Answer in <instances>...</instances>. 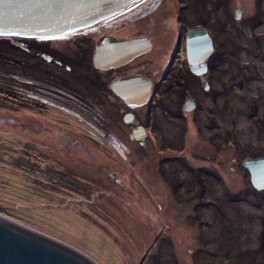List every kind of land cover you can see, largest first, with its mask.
<instances>
[{"label": "rangeland", "instance_id": "374dc122", "mask_svg": "<svg viewBox=\"0 0 264 264\" xmlns=\"http://www.w3.org/2000/svg\"><path fill=\"white\" fill-rule=\"evenodd\" d=\"M222 8L209 25L219 54L212 74L198 75L199 112L187 107L175 123L162 105L151 106L155 114L144 121L149 108L141 107L147 130L136 141L144 145H129L125 160L106 139L82 138L85 126L74 120L67 127L72 145H66L74 147L79 136L93 153L52 152L51 146L33 152L37 131L19 140L18 124L0 123V214L97 264H264V189L252 186L242 165L247 156H264V0H230ZM156 47L154 58L135 57L130 71L147 72V57L163 71L162 39ZM0 68V86H13L0 88V111L15 118L27 109L18 87L26 84L29 67ZM8 72L21 74L20 83ZM50 127L37 137L42 144L45 136L50 143L55 137L57 124ZM107 132L108 138L115 134L111 127ZM174 133L179 144L163 140Z\"/></svg>", "mask_w": 264, "mask_h": 264}, {"label": "flooded vegetation", "instance_id": "af4514ba", "mask_svg": "<svg viewBox=\"0 0 264 264\" xmlns=\"http://www.w3.org/2000/svg\"><path fill=\"white\" fill-rule=\"evenodd\" d=\"M229 1L141 0L112 18L67 35L0 38V64L4 65V70L9 65L20 71L21 68L29 67V74L23 76L27 77L26 84L18 87L26 99L27 109L23 108L21 115H15V118L12 111L2 109L0 123L18 124L19 140H26L32 131H37L31 147L33 152L41 153L51 146L52 152L57 149L72 151L73 148V151L84 154L93 153L79 142V136H73L74 147H70L73 139L69 141L67 127L74 120L85 126L82 138L106 139L110 149L125 160L132 151L129 145L140 143L136 141L137 135L141 133V129H146L139 118L141 107L149 108L144 112V121H151L155 114H152L151 106L160 108L162 105L165 108V118H170L175 123L181 120L180 114L187 107H192V114L199 112L201 102L198 99V87L201 80L200 76L191 71L188 63L186 36L191 29L204 28L214 45L215 34L211 33L209 25L214 24L215 9L219 10L222 6L227 8ZM125 32L129 34L125 35ZM108 37L127 40L141 37L149 42L148 50L144 53L147 56L155 54L157 41L162 39L160 56H163V71L152 68L153 60L149 57L145 63L147 72L130 71L131 67L128 66L139 56L126 62L116 61L111 67L96 66L94 54L97 45ZM164 39H169V43L164 44ZM172 41L174 47L171 46ZM107 52L111 54L113 51ZM104 54L102 50V55L99 56L103 57ZM214 54L213 51L206 59L207 71L202 77L212 74L211 61ZM8 74L20 83L21 74ZM210 79L207 80L209 92L214 90ZM7 87L13 86L7 83L0 86L4 91ZM0 95L2 96L1 89ZM141 100L145 101L143 106H136ZM191 113L185 115L187 119L193 120L195 116ZM208 114H211L210 111ZM210 120L214 121L212 117ZM54 124H57V128L51 143L47 136L43 144L38 141L37 137L43 136L44 132L50 130V125ZM107 127L115 131L111 138H108ZM74 133L77 134L76 131ZM146 134L148 135L147 131ZM203 135L205 138L209 137V134ZM177 136L175 133L166 135L163 140L170 139L166 143L176 145L179 144ZM129 139L131 143L127 144ZM67 140L71 145H66ZM164 143L163 148L166 149ZM206 155H200L199 158L205 160ZM190 160L193 159L188 158L187 162ZM112 174L110 177L114 180Z\"/></svg>", "mask_w": 264, "mask_h": 264}, {"label": "water", "instance_id": "95a60500", "mask_svg": "<svg viewBox=\"0 0 264 264\" xmlns=\"http://www.w3.org/2000/svg\"><path fill=\"white\" fill-rule=\"evenodd\" d=\"M140 1L0 0V38L67 35L112 18ZM147 46L149 42L141 37L131 40L108 37L97 45L94 63L96 66L111 67L116 61L126 62L145 53ZM102 50L105 54L100 57ZM107 50L113 52L107 54ZM213 51V41L206 29L195 28L188 31L186 55L194 74L201 75L207 71L206 59ZM144 102L141 100L136 106ZM144 134L145 131L141 129L137 139ZM242 165L250 174L252 186L256 190H263L264 156H247ZM0 264L97 263L69 245L0 214Z\"/></svg>", "mask_w": 264, "mask_h": 264}, {"label": "trees", "instance_id": "16d2710c", "mask_svg": "<svg viewBox=\"0 0 264 264\" xmlns=\"http://www.w3.org/2000/svg\"><path fill=\"white\" fill-rule=\"evenodd\" d=\"M215 41H216V39H215ZM219 54V52H216L215 51V54L214 55H218ZM225 56H226V58H229L228 56H229V53H226L225 54ZM214 57V56H213ZM215 60H216V58L213 60V62L211 61V67H216L217 66V63L215 62Z\"/></svg>", "mask_w": 264, "mask_h": 264}, {"label": "bare ground", "instance_id": "6f19581e", "mask_svg": "<svg viewBox=\"0 0 264 264\" xmlns=\"http://www.w3.org/2000/svg\"><path fill=\"white\" fill-rule=\"evenodd\" d=\"M134 48V47H133Z\"/></svg>", "mask_w": 264, "mask_h": 264}]
</instances>
